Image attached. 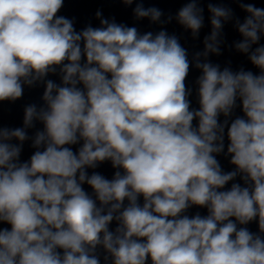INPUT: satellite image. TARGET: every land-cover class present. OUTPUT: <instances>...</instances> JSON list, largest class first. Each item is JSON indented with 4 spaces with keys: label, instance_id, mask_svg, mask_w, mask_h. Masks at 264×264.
Here are the masks:
<instances>
[{
    "label": "clouds",
    "instance_id": "9594fccd",
    "mask_svg": "<svg viewBox=\"0 0 264 264\" xmlns=\"http://www.w3.org/2000/svg\"><path fill=\"white\" fill-rule=\"evenodd\" d=\"M122 2L136 4L137 20L173 19ZM199 2L175 16L193 38ZM237 2L248 15L235 20L234 47L259 74L208 59L221 54L230 8L208 4L212 30L190 60L166 30L141 33L98 10L100 26L77 31L59 15L64 0H0V102L44 84V106L27 105L23 127H0V264H101L99 248L106 264H264V8ZM35 122L43 129L29 137ZM29 139L35 151L21 161ZM222 153L234 170L222 169ZM106 161L111 179L89 174ZM192 206L207 215H187Z\"/></svg>",
    "mask_w": 264,
    "mask_h": 264
}]
</instances>
